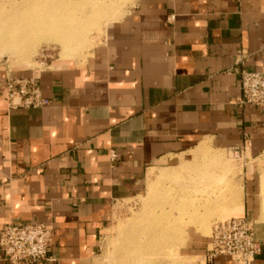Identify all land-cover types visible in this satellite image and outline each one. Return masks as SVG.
<instances>
[{
  "label": "crops",
  "instance_id": "0c3cea01",
  "mask_svg": "<svg viewBox=\"0 0 264 264\" xmlns=\"http://www.w3.org/2000/svg\"><path fill=\"white\" fill-rule=\"evenodd\" d=\"M117 19L86 61L0 77V231L9 223L48 226V264H89L115 203L142 196L151 172L176 173L187 160L172 163L202 145L212 154L241 147L252 158L244 191L238 185L235 207L224 201L222 218L256 224L263 211L264 107L240 104L236 59L245 51V68L264 72V0H136ZM9 77H39L51 104L9 110ZM256 233L263 250L254 264H264L263 224ZM201 238L186 249L198 258L190 264H233L211 260V235ZM0 264H9L1 249Z\"/></svg>",
  "mask_w": 264,
  "mask_h": 264
},
{
  "label": "rangeland",
  "instance_id": "374dc122",
  "mask_svg": "<svg viewBox=\"0 0 264 264\" xmlns=\"http://www.w3.org/2000/svg\"><path fill=\"white\" fill-rule=\"evenodd\" d=\"M27 2L28 0H0V19L14 14L17 8H21ZM135 2L136 0H112L108 3V1L100 0L101 9L103 10L100 12L103 13V16L97 23L93 24L89 39L79 43L77 51L74 52L71 60L86 61L94 47L102 41L103 30L106 28L105 24L115 18H119L117 20H120L134 6ZM5 29H7V26L2 28V30ZM16 35L18 34L16 33ZM35 40L36 42L31 41V43H35L34 50L27 52L26 49L20 53L17 51V48L15 49L11 46L14 45V40L11 39V44L9 45L6 43V37L1 38L0 77L5 78L9 74L13 75V73L23 70L38 71L47 68L57 60H63L64 50H62L63 47L58 41L51 38H38ZM208 150L209 153H204L207 156L190 153L187 157H181L180 162L172 163L171 166L174 167L178 166L182 160L190 161L188 169H182L183 171L178 170L173 174L164 172L160 176H157L160 169H156V174L153 175L151 173L152 176L148 175L147 184L149 183V188H151L146 190L142 196L116 202L113 222L108 230L104 232L101 247L89 264H122L123 256H129V253L122 251V247L126 242L125 240L134 229L139 230L146 226L145 212L153 208L155 210L157 208V211L160 212L158 205L162 195L163 197L167 196L177 200V207L174 205L170 218L175 228L177 227L180 231L183 230L184 232L178 233L177 236L173 237L171 247L169 245V248L158 252L157 255H148L146 257L148 264H190L194 260H198V258L186 256V249L190 245L192 237L198 236L202 237L201 239H206L210 237L212 228L217 221L233 216H242L232 215L222 218L221 215L229 213L227 207L224 206V201L227 200L226 204L229 208L235 207L234 205L238 198L235 190L240 191L238 185L242 186V191H244L242 184L244 165L247 161H252L249 155H236L233 150H225L219 154L210 153V147ZM208 156L218 157L221 160V164L213 163L208 169L201 171L194 168L199 164H203L202 160ZM247 156L249 159H247ZM261 160L264 162V157ZM192 161L194 162L191 163ZM263 173L264 170H261L258 180L259 185ZM167 175H171V177L169 176V178ZM160 177L161 179L163 177L167 178L162 179L160 182L158 181ZM156 187L158 188L156 189ZM259 199L262 201L260 187ZM262 213L260 207L255 228L257 225H264V212L262 211ZM206 224L208 229L204 230L203 227Z\"/></svg>",
  "mask_w": 264,
  "mask_h": 264
},
{
  "label": "bare ground",
  "instance_id": "6f19581e",
  "mask_svg": "<svg viewBox=\"0 0 264 264\" xmlns=\"http://www.w3.org/2000/svg\"><path fill=\"white\" fill-rule=\"evenodd\" d=\"M107 1L110 3L112 0H105V2ZM101 7L100 0H28L21 8H17L14 14L0 19V40L2 37H6V43L9 45L11 39L14 40V45L11 46L17 48V51L21 53L26 49L27 52L34 50L35 43H31V41L36 42L35 39L38 38H51L58 41L63 47L62 59L71 60L79 43L89 39L93 24L103 16V13L100 12L103 11ZM3 25L7 26V29L2 30L5 27ZM208 149L207 145H202L196 155L209 153ZM202 161L203 164L194 168L201 171L208 169L213 163L221 164L218 157L208 156ZM189 162L184 161V165L179 171L186 169V166L189 167ZM151 173L155 174L154 171ZM169 176L171 177V175ZM164 178L167 177L162 179ZM162 179L160 177L158 181L161 182ZM157 193L159 194V192ZM158 194V197L161 196ZM262 195H264V179ZM151 196L153 197V195ZM160 198L161 201L158 205L160 212L157 211V208L145 212L146 226L139 230L134 229L125 240L122 251L129 253V256H123L122 264H148L146 258L148 255H157L158 252L169 248V245L171 247L173 237L184 232L175 228L170 218L174 205L177 207V200L167 196L163 197V195ZM205 207L207 206L205 205ZM262 210L264 212V202Z\"/></svg>",
  "mask_w": 264,
  "mask_h": 264
},
{
  "label": "built area",
  "instance_id": "2783aa9c",
  "mask_svg": "<svg viewBox=\"0 0 264 264\" xmlns=\"http://www.w3.org/2000/svg\"><path fill=\"white\" fill-rule=\"evenodd\" d=\"M247 53L240 51L236 65L241 67V105L264 107V72L248 71L245 68ZM5 96L9 110H38L51 101L43 96L39 77L7 79ZM242 155L243 149H232ZM53 244V231L43 223H9L0 231L1 257L9 264H48ZM263 243L259 240L255 223L242 216H233L217 221L211 233L209 258L226 256L233 264H254L262 253Z\"/></svg>",
  "mask_w": 264,
  "mask_h": 264
}]
</instances>
